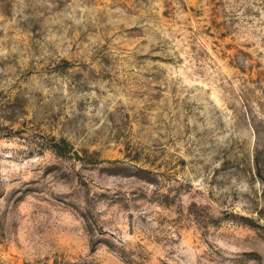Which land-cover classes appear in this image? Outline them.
<instances>
[{"label":"rangeland","instance_id":"374dc122","mask_svg":"<svg viewBox=\"0 0 264 264\" xmlns=\"http://www.w3.org/2000/svg\"><path fill=\"white\" fill-rule=\"evenodd\" d=\"M0 264H264V0H0Z\"/></svg>","mask_w":264,"mask_h":264}]
</instances>
